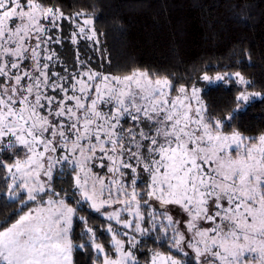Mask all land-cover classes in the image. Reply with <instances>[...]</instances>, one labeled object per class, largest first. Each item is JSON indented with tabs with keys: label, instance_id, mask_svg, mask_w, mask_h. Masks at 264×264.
<instances>
[{
	"label": "snow or ice",
	"instance_id": "snow-or-ice-1",
	"mask_svg": "<svg viewBox=\"0 0 264 264\" xmlns=\"http://www.w3.org/2000/svg\"><path fill=\"white\" fill-rule=\"evenodd\" d=\"M74 16L84 19L44 0H0V197L19 205L0 226V264H75L77 250L94 251L92 264H138L137 236L153 233L176 255L155 251L146 264H264V134L224 130L264 94L239 71L205 72L206 85L244 86L219 119L195 85L105 74L79 56L69 67L53 47L63 20L73 44L100 42L95 18ZM64 175L71 191L53 185ZM85 205L107 221L114 255L79 215Z\"/></svg>",
	"mask_w": 264,
	"mask_h": 264
},
{
	"label": "trees",
	"instance_id": "trees-1",
	"mask_svg": "<svg viewBox=\"0 0 264 264\" xmlns=\"http://www.w3.org/2000/svg\"><path fill=\"white\" fill-rule=\"evenodd\" d=\"M60 7L66 17L85 12L95 18L101 48L71 42L72 20L61 23V47L71 67L76 57L105 74H129L148 69L168 77L174 87L195 85L205 72L239 71L250 82L248 89L264 93V0H44ZM95 44V43H94ZM96 45V44H95ZM101 50V53H100ZM85 59V60H83ZM240 87L223 83L206 88L202 98L208 114L223 119L237 105ZM224 130L250 137L264 134V101L257 99ZM6 153L0 152V158ZM8 162H11L10 160ZM70 177L56 178L54 187L70 189ZM0 191L3 182L0 180ZM72 203V200H69ZM19 205L0 197V226L18 218ZM79 215L95 225L97 239L112 250L109 234L100 227L106 220L83 206ZM74 236L82 224L74 221ZM145 237L138 264H146L155 251L173 252L167 241ZM80 241L78 240L77 243ZM95 252H74L75 264H92Z\"/></svg>",
	"mask_w": 264,
	"mask_h": 264
},
{
	"label": "rangeland",
	"instance_id": "rangeland-1",
	"mask_svg": "<svg viewBox=\"0 0 264 264\" xmlns=\"http://www.w3.org/2000/svg\"><path fill=\"white\" fill-rule=\"evenodd\" d=\"M88 16H90V17H93V16H91V15H89V14H87ZM72 17H74V19H75V22L76 23H81L82 22V20L84 19V17H75L74 15L72 16ZM64 21V20H63ZM62 21V22H63ZM61 22V23H62ZM94 27H95V23H94ZM75 30V24L73 23V21H72V30L70 31L71 33L70 34H72V32ZM97 32V31H96ZM59 33H60V31L59 32H57L56 30H54L53 31V34L54 35H59ZM60 36V35H59ZM61 39H62V41H63V36L62 37H60ZM87 43V45L89 44V46L90 47H92V48H94L95 46H98V48H101V42H99V44H94V42L93 41H90V40H87V39H83V38H80V39H78V42L76 43V44H74V45H76V46H80V45H82V44H86ZM61 45L62 44H60V45H53V47L54 48H56L57 49V51L60 53V56H61V59L64 61V57H63V55H62V53L60 52V50H58V48L59 47H61ZM100 53H101V50H100ZM83 60H85V59H83ZM136 70H139V71H146V72H148L150 75H152L153 77H155L156 75L154 74V73H152L150 70H148V69H145V68H142V69H136ZM225 72H229V73H235V72H237V71H220V72H216V73H213V74H209V73H207L209 76H215L217 73H220V74H223V73H225ZM241 73V72H240ZM242 74V73H241ZM111 75H114V76H123V75H126V74H119V75H117V74H111ZM203 75V74H202ZM201 75V76H202ZM201 76H200V78H201ZM199 78V80H198V82L195 84V86L196 87H198V88H201V89H206V88H209L210 86H213V85H216V84H212V85H206L205 84V82H203L201 79ZM245 78V77H244ZM245 80H247L246 78H245ZM248 81V80H247ZM218 84V83H217ZM239 87H240V91L241 90H243V88H244V86H241V85H239V84H237ZM188 88H191V87H188ZM247 90L249 91V92H252V93H261V94H264L263 92H261V91H254V90H250V89H248V87H247ZM202 93H203V91L201 92V96H202ZM173 95H175V93H173ZM203 99V98H202ZM204 101V100H203ZM204 103H205V101H204ZM206 104V103H205ZM236 108V107H235ZM244 135V134H243ZM244 136H246V137H250V136H247V135H244ZM61 177L62 176H57L56 178H59V179H61ZM56 178L54 179V181L56 180ZM54 181H53V185H54ZM70 203V202H69ZM83 216V215H82ZM104 218V217H103ZM106 223H107V221L105 222V223H102L101 224V226L100 227H102L104 230H105V228H104V225H106ZM89 224V223H88ZM10 226V225H9ZM83 226V225H82ZM89 226H92L93 228H96V226L93 224V225H89ZM114 227H117V226H115L114 225ZM95 230V229H94ZM106 231V230H105ZM123 231H125V229H120V232H123ZM107 232V231H106ZM108 233V232H107ZM109 234V236H110V243H111V234L110 233H108ZM154 235H158V234H156V233H153ZM160 235V239H163V240H165V241H167V238H165V237H163V235L162 234H159ZM145 237H148V236H137V239H140L141 240V244H139V245H137V248L136 249H133V251H134V253H135V255H136V257H137V261H139V256H140V252H141V247H142V245L144 244V242H145ZM119 238H121V239H126L125 237H123V236H120ZM85 239H87L86 237H85ZM97 241L99 242V243H102L101 241H99L98 239H97ZM168 243V242H167ZM103 244V243H102ZM104 245V244H103ZM126 247H128V245L126 244L125 245ZM111 247H112V244H111ZM105 250L108 252V254L109 255H114L115 253H114V249H113V247H112V250L111 251H108L106 248H105ZM173 250V249H172ZM158 252H161V253H163V254H165V255H167L169 252H162V251H158ZM173 255H176V253H175V250H173V252H171Z\"/></svg>",
	"mask_w": 264,
	"mask_h": 264
}]
</instances>
